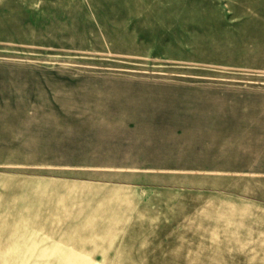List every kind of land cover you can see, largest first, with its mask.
<instances>
[{
    "label": "rangeland",
    "instance_id": "rangeland-1",
    "mask_svg": "<svg viewBox=\"0 0 264 264\" xmlns=\"http://www.w3.org/2000/svg\"><path fill=\"white\" fill-rule=\"evenodd\" d=\"M0 264H264V0H0Z\"/></svg>",
    "mask_w": 264,
    "mask_h": 264
}]
</instances>
